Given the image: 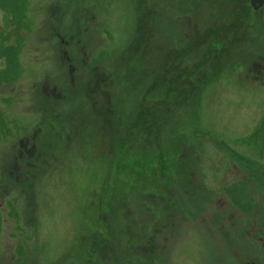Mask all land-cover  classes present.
Returning <instances> with one entry per match:
<instances>
[{
  "label": "rangeland",
  "instance_id": "1",
  "mask_svg": "<svg viewBox=\"0 0 264 264\" xmlns=\"http://www.w3.org/2000/svg\"><path fill=\"white\" fill-rule=\"evenodd\" d=\"M241 6L249 8V0H0V136L6 153L18 140L29 138L45 112L44 104L37 102H41V88L48 95L55 88L56 93L72 96L73 90L81 91L95 74L107 76L114 70L111 78H120L115 65L131 40L136 11L142 13V7L149 22L147 58L134 60L139 64L132 68L130 78L133 82L143 78L139 81L145 88L159 74L160 60L167 54L194 42L188 60H200L213 37L209 34L210 43L200 47L206 29L229 26L221 31L226 36L220 43L246 35L229 47L225 43V53L216 60L217 67L207 81L161 126V151L154 149L145 155L135 151L125 166L110 168L103 149L92 143L96 136L79 135L81 126L66 116L74 111L72 101L56 104L51 99L54 133L69 132L72 142L64 135V143L58 144L54 157L60 164L21 168L23 177L30 172L27 185L15 188L0 175V264H16L17 260L22 264H87L88 255L93 254L89 253L92 235H107L104 217L111 229L106 240L117 251L128 253L135 264L255 260L250 241L258 229L264 237V71L259 72L262 62L258 61L263 58L264 63V16L254 17L249 8L247 17L241 18ZM234 18L241 27L233 26ZM201 34L204 38L198 37ZM70 38L74 45L69 48L59 42ZM100 49L109 53L101 58ZM67 50L74 60L73 84L70 63L56 60L54 64L52 60L53 54L64 57ZM208 57L211 62L214 54ZM76 60H84L83 65L77 67ZM254 61L257 69L251 67ZM143 71H150L146 76L152 79L145 80ZM127 84L109 90L114 118L123 112L131 120L139 109L144 89H135L129 103L127 97L133 93L129 94ZM107 89L103 86L100 91ZM102 93L96 97L103 99ZM155 97L157 91L148 95V102ZM123 98L127 104L120 111ZM63 144L69 151L65 160ZM161 165L180 198L181 209L188 212H183L185 221L182 215L178 218L176 233L166 242L163 237L169 235L161 231V221L151 223L147 237L143 231L149 229L143 221L153 214L146 213L144 206L150 205L145 198L155 192ZM188 171L191 176L186 186ZM113 183H117L116 201L107 211L112 194L106 192ZM152 238L154 245L150 246ZM17 242L21 249H15Z\"/></svg>",
  "mask_w": 264,
  "mask_h": 264
},
{
  "label": "flooded vegetation",
  "instance_id": "2",
  "mask_svg": "<svg viewBox=\"0 0 264 264\" xmlns=\"http://www.w3.org/2000/svg\"><path fill=\"white\" fill-rule=\"evenodd\" d=\"M244 7L241 6L239 7V11L237 10L239 17H247L249 8L254 17H259L260 15L264 16V4L262 7L256 9L257 6L254 7V5H251L249 0V8H247V6ZM142 8V13L136 11L137 16L135 18V28L134 32L132 33L131 40L129 41L127 47L123 49L117 60V63L122 61L123 65L119 64L118 66H121L119 68H117V64L115 65V71L120 73V78L118 77L119 81H114L111 78L112 75H114V70H112V73H109L107 76L103 74H95L94 77H91L90 80L85 84V87L82 88L81 91L73 90L74 92H71L73 94L72 96L65 94L63 96L60 92L56 93L55 88L51 90V95H48L46 88L43 87L41 88V92H43L42 97L40 98L42 103L37 100V98L36 100L39 102V105L44 104L45 112L41 114L42 116L40 117V121L31 131L29 138H22L18 140L16 145L12 147L8 153H6L4 150L5 145L3 147V144L5 143H3L4 141L2 142V136H0V175L4 180L3 182H9L16 188L17 185L26 184L32 179L28 175L30 172H26L23 177L20 171L21 168H27L29 170V168L49 167L51 164H60L54 157L56 152L55 150L56 148L60 147L58 144L61 142L64 143V135L68 137V143H71L72 139L69 136V132L66 134L54 133L53 122L55 118H52V115L54 114L52 112L54 103L51 102V99H56V104H67L68 102H73L71 110L74 109V111L70 114H67V118L71 117V120L75 125L79 124L81 126V132L79 131V135L81 137L92 135L96 136L93 137L94 139L92 140V143L98 144V147L103 149L106 156V162L109 164L110 168H114L118 164L125 166L128 163H131L130 159L134 156L135 151L137 154L142 153L143 155L153 152L154 149L161 151L159 145V129L162 128L161 126H163L164 122H166L168 118H172L175 115V112L180 110V103L187 102L207 81L210 72L214 71L217 67V61L215 60H219L225 53V49H222V46H225L226 48L225 43L227 42V44H229L231 39L228 37L226 38L225 43H220V41L226 36V33L221 31H224L225 28L228 29L229 26L224 25L225 27H220L222 28L221 30L218 28L217 30L216 28L206 29L205 33H203L207 37L204 38V34L198 36L204 38L203 40L199 39L201 40L200 47L210 43V39L208 38L209 34L210 36L213 35V37L210 47L206 48L205 52L201 55L202 58L200 60L198 59L199 57H197L194 61H192V59L188 60L189 54L194 53L192 48L194 46V42L190 47L181 49L179 52L175 51L171 54H167L164 59L160 60V65L162 64L161 70L155 78L152 79V76L151 78L146 76V74H150V71H143L142 76L145 75V80L152 79L146 83L145 88L144 85L139 81L143 78L139 77L134 82L130 78L133 73L132 68L139 64L134 60H137V58H139V60H146L147 58L146 39L147 36H149V30L147 28L149 22L148 24L147 20L145 22V11L144 7ZM242 10L246 11L241 14ZM236 21L237 19L232 23L233 26L236 25L238 28L241 27V24H238ZM59 42L64 48H69L70 46L74 45L72 38H70L69 41L60 39ZM195 43L197 45L198 40H195ZM108 53L109 52L104 49H100L98 52L100 55L99 57L102 56L101 58L106 56ZM210 53L214 54L213 60L211 62L208 61V55ZM63 54L64 57H57L58 52L57 55L53 54L52 60L54 64H56V60H65V62L70 63L68 65V74L71 75L70 82L73 84L74 75L71 73L75 71L74 60L69 56L68 50L64 51ZM89 56V60H91L93 58L92 53ZM56 57L57 59H55ZM97 60L98 58L93 59L94 62H98ZM258 61L262 62V64L259 66V72L261 73L264 71L263 58L258 59ZM75 62H77V64H75L78 67L83 65L84 60H76ZM251 67L257 69L258 62H252ZM91 70H93V72H97V69ZM127 81V85L130 86L129 94L133 93L135 89H144L142 94L139 92L141 94L140 103L138 106L139 109L137 110L136 114L132 115L131 120L130 115L123 112L121 113V116L117 115V117L115 116L114 118L113 104L110 102L111 97L109 95V90H111L114 86L120 85L123 82L126 83ZM103 86L108 88L107 92L102 90V93L100 91ZM155 91H157V97L153 98V102H148V95ZM100 93L104 94V100L102 97H99L101 100L96 97ZM134 94L135 93L127 97L128 102L129 100L134 99ZM123 100L120 111L122 107L127 104L126 99L123 98ZM87 108H89L90 111L86 112L85 109ZM62 115L63 114L60 113L58 116ZM63 116L65 117V115ZM14 148L15 150L12 151ZM65 149L68 148H66V145L63 144L61 149L63 151V157L68 151ZM11 153H14V155ZM57 153H59V151H57ZM8 154H10L11 157ZM109 156H112V160L109 159ZM8 157L10 158L8 159ZM65 159L66 157H64V160ZM18 164H22L21 167H19ZM186 166L188 165L186 164ZM164 167L161 165L160 169L157 171V173H159L155 178L158 181V184H155V192L153 194H149L147 198H145L146 201L148 200L147 202L150 205L148 207L144 206L146 208V213H150L151 208H153L154 212L151 215L148 214V220L143 221L144 225L146 223L149 225V229L147 230L145 227V230L143 229V231H145V236L147 237L146 233L148 231L149 233L152 232V228L150 229L151 223L155 220L161 221L164 223L163 227H161V231L164 233V235L166 233L169 235V237L167 234L163 237V241L166 242L167 239L172 237L173 233H176L175 228L177 226L176 222L178 218H180L181 215L182 217L185 216L183 212L187 214L188 212L186 209L184 211L181 209L180 198L178 197L175 189H173L170 183H168L165 175L162 173ZM14 172L16 173L15 176ZM178 173L181 174L180 170ZM190 176L191 175L189 172L188 177H186V186L189 185L188 182L190 181ZM116 184L117 183H115L114 186H111V189H108L106 192V194H109V191L111 190L112 194V196L109 197V207L107 208V211H109V209L115 204L117 194ZM194 200L196 201L197 199L195 198ZM188 211L189 215L193 216L192 210L188 209ZM155 214L158 215L157 219H155ZM184 218L185 219L183 220L185 221L187 218ZM105 221L106 220L104 217L103 226H105V234L107 235L104 236L103 234H98V232H95L96 234L94 233L92 235L91 249L89 250V253L92 251L93 254L88 255L89 258L87 260V264H135V260L130 258L128 253L127 255H124L123 251H117L116 245L109 243L106 240V237L111 236V229ZM28 223L31 222L28 221ZM245 228H247V226H245L244 229ZM258 230L259 234L257 233V235H255L251 241L248 239L250 241L249 247L255 250V260H235L234 264H264V260H262L264 258V237L260 235L261 230ZM239 231L240 226L237 232L239 233ZM245 231L246 233L249 232L247 229H245ZM242 236L244 237L245 235L242 234ZM149 245H154L153 238L149 242ZM15 249H21V245L18 242L15 245ZM151 251H153L152 248ZM16 264H22L21 260H17Z\"/></svg>",
  "mask_w": 264,
  "mask_h": 264
},
{
  "label": "trees",
  "instance_id": "3",
  "mask_svg": "<svg viewBox=\"0 0 264 264\" xmlns=\"http://www.w3.org/2000/svg\"><path fill=\"white\" fill-rule=\"evenodd\" d=\"M138 11V10H137ZM145 22H146V19H145ZM244 36H246L245 35V33H243V35L241 36V38H239L238 40H235V39H233L232 41H230L229 42V44H227V46L229 47V46H231L232 44H235L237 41H240L241 39H243L244 38ZM224 46H222V48H223ZM223 49H225V48H223ZM216 61V60H215ZM119 64H122L123 65V63H122V61H120L119 63H117V68H118V65ZM214 65H215V63H214ZM177 112V111H176ZM157 160V159H156Z\"/></svg>",
  "mask_w": 264,
  "mask_h": 264
},
{
  "label": "water",
  "instance_id": "4",
  "mask_svg": "<svg viewBox=\"0 0 264 264\" xmlns=\"http://www.w3.org/2000/svg\"><path fill=\"white\" fill-rule=\"evenodd\" d=\"M250 2H251V5H254V7L257 6L256 9L262 7L264 4V0H250Z\"/></svg>",
  "mask_w": 264,
  "mask_h": 264
},
{
  "label": "bare ground",
  "instance_id": "5",
  "mask_svg": "<svg viewBox=\"0 0 264 264\" xmlns=\"http://www.w3.org/2000/svg\"><path fill=\"white\" fill-rule=\"evenodd\" d=\"M145 208V207H144ZM145 211H146V208H145ZM151 211L154 212L153 208H151Z\"/></svg>",
  "mask_w": 264,
  "mask_h": 264
}]
</instances>
